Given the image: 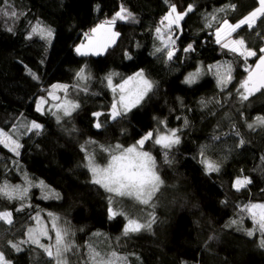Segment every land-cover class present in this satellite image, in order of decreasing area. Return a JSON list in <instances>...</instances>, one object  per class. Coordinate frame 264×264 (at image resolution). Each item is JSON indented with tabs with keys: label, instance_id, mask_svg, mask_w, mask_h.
<instances>
[{
	"label": "trees",
	"instance_id": "trees-1",
	"mask_svg": "<svg viewBox=\"0 0 264 264\" xmlns=\"http://www.w3.org/2000/svg\"><path fill=\"white\" fill-rule=\"evenodd\" d=\"M171 5L187 14L178 28L162 33L175 39V56L169 61L166 51L155 52L163 48L155 29L164 27L161 21ZM122 6L135 19L112 25L120 33L116 43L102 55L77 54L76 47L88 40L85 34L91 36L92 28L111 20ZM225 6V12L216 11ZM257 6V0H0V8L18 13L0 15V130L13 136L23 123L29 124L15 137L19 155L0 144V184L25 186L27 177L34 185L22 202L0 198V212H11L13 219L10 225L0 221V251L11 264H55L36 245L22 243L21 251L9 246V241H27L33 217L44 212L57 215L73 233L76 249L66 254L69 264H86L89 246L105 254L115 251L127 264H264V248L259 246L264 235L241 212L245 205L264 204V127H248L257 116L264 117V93L240 101L237 89L247 75L244 60L216 43V22L206 27L212 14L236 23ZM37 22L52 29L50 40L29 38ZM261 34L264 18L253 29L241 27L233 38H244L259 55ZM189 44L193 50L185 52ZM258 55L248 65L254 66ZM229 62L233 79L222 89L208 67ZM82 68L90 77L80 82L87 84V91L74 87ZM197 68L205 70L202 79L184 83ZM141 69L155 88L125 116L111 120L114 93L105 77L117 73L113 83L119 84ZM54 85L68 86L64 97L79 104L59 122L52 113L36 110L39 98L56 92ZM94 112L102 113V128L94 127ZM32 122L42 126L39 134L27 131ZM167 129H177L180 136L168 154L171 163L165 162L154 137L143 148L155 158L164 181L153 199L155 207L113 197L115 210L123 215L110 219L112 194L91 182L86 152L103 166L110 156L102 146L128 147L149 132ZM204 146L205 156L219 164V171L205 173L200 155ZM245 177L251 183L240 190L233 187L237 178ZM41 183L58 196L43 190ZM150 213L155 217L150 229L123 234L129 217L147 223ZM242 216L240 225L231 224Z\"/></svg>",
	"mask_w": 264,
	"mask_h": 264
},
{
	"label": "snow or ice",
	"instance_id": "snow-or-ice-1",
	"mask_svg": "<svg viewBox=\"0 0 264 264\" xmlns=\"http://www.w3.org/2000/svg\"><path fill=\"white\" fill-rule=\"evenodd\" d=\"M258 6L250 11L247 15L243 16L235 24L229 22L227 18H223L222 21L215 15L212 14L206 27H212L213 22H216L215 27V37L216 43L221 46L222 49H227L229 52L242 57L245 63L244 71L247 73L246 77L240 82L239 88L237 89V94L241 102L249 101L250 97L258 93H264V47L259 48V55L257 51L246 46L245 39L233 38V34L237 33V30L242 26H247L249 29H253L257 24V21L264 18V0H257ZM229 6L217 9V12H225ZM233 10L235 5L230 6ZM192 11V5L188 6L187 12ZM187 13H181L177 11L175 5H171L169 12L162 18L161 25H165L169 32L172 30V26H179V22L184 18ZM0 15L5 17H17L18 13L15 10L8 11L7 9L0 8ZM135 18L130 12L127 11L123 6L120 11L116 12L115 16L111 20H106L101 24H97L91 29V36L88 37V43L85 45L81 43L76 47L75 51L79 55H102L108 48L112 47L117 38L120 36L119 32L113 31L112 25L116 23L117 20L121 21H133ZM11 31L12 29H8ZM157 38L161 41L163 48L156 47L155 52L161 53L162 51L167 52V60L171 61L175 56V49L171 45L175 44V39L169 35L167 40L164 39L162 35V27L157 26L155 29ZM34 35H38L41 39L50 40L53 35L52 29L41 25L37 22L31 27V32L29 33V38ZM88 36V34H85ZM264 36V34H261ZM193 50V46L189 44L184 51L190 52ZM254 66L248 65V59L251 57H257ZM125 57L131 59V56L125 52ZM209 72H214L216 77V82L219 87L226 88L227 85L232 81L233 68L232 64L229 62L227 64H216L210 65L208 67ZM84 68L80 69L76 73L77 85L81 91H87V84L80 86L81 81H87L90 79L86 74ZM117 73H110L105 77L107 81V87L114 93L113 102L111 105L110 112L108 113L109 118L113 121L118 118H122L132 108L139 105L155 88V84L152 80L145 76L144 70L136 72L134 75L127 77V79H122L121 83L114 84L113 77L117 76ZM201 75V69L197 68L195 72L190 73L184 80L186 84L195 83ZM33 78L37 77L33 74ZM54 88H60L61 90L67 92L68 86L66 85H54ZM119 93L118 99L115 94ZM49 96L53 100H58L52 92H49ZM45 103L44 98H41L37 102V111H42V105ZM204 106H207L209 101H201ZM56 109L52 114L56 116L59 122L63 117H70L72 113L79 108V104L72 100L65 99L63 103H57L53 105ZM102 113L94 112L93 116L97 118V122L94 127L97 129L103 127V123L98 119ZM164 124V121H160ZM187 120L185 124L187 125ZM41 125L36 122H32L31 126L27 128V131L31 132L37 130L36 134H39ZM250 129L255 127H264V117L257 116L253 123L248 124ZM177 129H167L163 132H149L144 135L141 139L137 140L134 145L123 147L120 144L115 146L103 147L102 150L109 153L110 159L106 165H100L97 163L94 154L86 152V167L91 173V182L95 185L103 188L107 193L112 194L109 196V206L108 214L109 218H113L117 215H123V212L115 210L113 205V197H127L131 198L140 205H145L154 208L155 204L153 199L159 192L161 187L164 185V181L159 174L157 163L155 158L148 152L144 151V145L146 141L152 140L154 137V143L160 146L164 150L165 162L171 163L168 159V154L170 150L177 144L180 143V136L177 134ZM239 135V133H237ZM214 139H218L215 137ZM94 143V142H93ZM240 145H243L245 141L240 140ZM0 144L5 147H9L10 151L19 155L18 149L21 145L17 142L13 136L7 132L0 130ZM207 146L201 148L200 155L202 157L201 163L203 164L205 173H212L219 171V164L215 161L208 159L205 156ZM82 151L85 148L82 147ZM251 181L245 177L243 179L237 178L233 184V187L237 190L245 187ZM34 185L28 181L25 177V186L21 185H10L7 183L0 184V198H7L9 200H20L21 202L26 198L29 188ZM51 195H57L51 193ZM47 198V197H45ZM23 209V204L21 208L16 209L21 211ZM242 213H246L251 219L256 231L264 235V204H249L241 208ZM51 216V214H49ZM152 218L147 223H141L137 219L128 218L127 223L124 226L123 234L125 236L131 233L140 232L142 229H150L152 223L155 222V217L151 213L149 214ZM33 219L37 222L36 227H30L28 229V240L20 241L19 243H13L9 241V246L16 251H21L20 244L30 243L36 245L50 258V261H55V264H69L67 259V253L72 252L76 249V245L70 239L73 234L70 227L62 226L58 222V218L52 217L51 230L54 231V244L45 245L41 243V237H47L52 239L49 235V229L43 223L40 222L39 214ZM243 216L240 220H232L231 224L240 225L242 223ZM0 221L7 224H12V213L9 211L0 212ZM248 236H253V231L246 230ZM259 246L264 248V239H261ZM0 264H11V261L6 258L4 252L0 251ZM86 264H127V258L118 255L115 251L110 253H101L96 251L95 248L89 246V258Z\"/></svg>",
	"mask_w": 264,
	"mask_h": 264
},
{
	"label": "rangeland",
	"instance_id": "rangeland-1",
	"mask_svg": "<svg viewBox=\"0 0 264 264\" xmlns=\"http://www.w3.org/2000/svg\"><path fill=\"white\" fill-rule=\"evenodd\" d=\"M179 24H180V22H179ZM232 24H235V22L234 23H232ZM180 26V25H179ZM179 26H176V25H173L172 26V30L173 29H175V28H178ZM163 27V26H162ZM243 27V26H242ZM162 33H168L169 34V32H168V30H167V28H166V22H165V25H164V27L162 28ZM164 36V39L165 40H167V35L166 34H164L163 35ZM215 40H216V37H215ZM87 43H88V40L86 41V42H84V44L85 45H87ZM80 45V44H79ZM78 45V46H79ZM89 55H91V54H89ZM204 74H205V70H201V75H200V77L198 78V80L195 82V83H193V84H191V85H194V84H196V83H198L201 79H202V77L204 76ZM146 76V75H145ZM188 76V75H187ZM186 76V77H187ZM149 79V78H148ZM184 80H185V78H184ZM189 85V84H188ZM56 89V92H53L52 91V93L56 96V97H58L59 99L58 100H53L52 99V97H50L49 96V94L46 96V97H41V98H44V100H45V103L41 106L42 107V111H39L40 113H45V112H48V113H53V112H55L56 111V109L53 107V105H55V104H57V103H63L64 102V100L66 99L65 97H64V93H65V91H63V90H61L60 88H55ZM64 92V93H63ZM116 96V95H115ZM41 98H39L37 101H36V110H37V102L41 99ZM117 98H118V96H117ZM49 102H50V104H49ZM138 106V105H137ZM133 109V108H132ZM61 116H63L62 115V113H61ZM27 125V123H23L22 125H21V127L20 128H17L16 129V131L14 132V134H13V138L15 139V137L17 136L18 137V135L19 134H21L22 133V131L24 130V126H26ZM29 125V124H28ZM27 125V126H28ZM31 126V125H30ZM147 142V141H146ZM145 142V143H146ZM8 148V147H7ZM42 188H43V190H46L49 194L50 193H52V191L53 190H51V188L50 187H48V186H46V185H44V184H39ZM42 190V191H43ZM30 191V190H29ZM29 193V192H28ZM51 195H49V196H47V197H50ZM45 214L42 216V217H39L40 218V222L41 223H43L45 226H47V228L49 229V235L52 237V239H48L47 237H41L40 238V240H41V243H43V244H45V245H51V244H54V242H55V240H54V237H55V233H54V231H52L51 230V221H52V217H56V218H58V222H59V217L57 216V215H55L54 213L52 214V213H49V212H44ZM49 214H51V216L49 215ZM35 222V224L34 225H32L31 227H36V224H37V222L36 221H34ZM60 223V222H59ZM62 226H65L64 225V221H63V223H62ZM28 233V232H27ZM27 240H28V234H27Z\"/></svg>",
	"mask_w": 264,
	"mask_h": 264
},
{
	"label": "built area",
	"instance_id": "built-area-1",
	"mask_svg": "<svg viewBox=\"0 0 264 264\" xmlns=\"http://www.w3.org/2000/svg\"><path fill=\"white\" fill-rule=\"evenodd\" d=\"M86 37H90V34L88 33V36H86Z\"/></svg>",
	"mask_w": 264,
	"mask_h": 264
},
{
	"label": "bare ground",
	"instance_id": "bare-ground-1",
	"mask_svg": "<svg viewBox=\"0 0 264 264\" xmlns=\"http://www.w3.org/2000/svg\"><path fill=\"white\" fill-rule=\"evenodd\" d=\"M118 96V95H117ZM117 96H116V98H117ZM118 99V98H117Z\"/></svg>",
	"mask_w": 264,
	"mask_h": 264
},
{
	"label": "crops",
	"instance_id": "crops-1",
	"mask_svg": "<svg viewBox=\"0 0 264 264\" xmlns=\"http://www.w3.org/2000/svg\"><path fill=\"white\" fill-rule=\"evenodd\" d=\"M114 31V30H113Z\"/></svg>",
	"mask_w": 264,
	"mask_h": 264
}]
</instances>
